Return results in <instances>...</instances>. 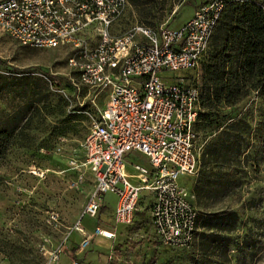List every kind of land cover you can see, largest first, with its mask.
<instances>
[{
	"label": "rangeland",
	"instance_id": "1",
	"mask_svg": "<svg viewBox=\"0 0 264 264\" xmlns=\"http://www.w3.org/2000/svg\"><path fill=\"white\" fill-rule=\"evenodd\" d=\"M206 1L127 0L119 29L134 23L178 28ZM68 57L66 48L22 46L0 31V125L21 132L0 159V264H71L73 259L78 264H264V113L255 89L230 104L210 107L234 120H249L250 125L235 127L231 135L238 136L229 140L230 150H221L213 161L210 180L218 183L209 190L207 205L198 207L192 191L200 167L193 175L177 178L198 212L228 219L236 211L235 229L219 237L213 220L200 219L190 246L170 248L155 235L147 191L141 193L130 225L114 221L117 196L109 191L96 217L81 216L94 187L93 174L79 166L82 141L96 118V107L92 93L74 85L78 77L68 68ZM188 76L200 77V69ZM103 97L94 100L98 107ZM61 128L64 132L57 135ZM213 136L198 130L199 154ZM134 164L148 166L147 156L129 151L124 156L126 174L136 172ZM78 220L88 233L99 224L115 235L105 240L95 235L77 252L81 234L73 226Z\"/></svg>",
	"mask_w": 264,
	"mask_h": 264
},
{
	"label": "built area",
	"instance_id": "2",
	"mask_svg": "<svg viewBox=\"0 0 264 264\" xmlns=\"http://www.w3.org/2000/svg\"><path fill=\"white\" fill-rule=\"evenodd\" d=\"M126 5L127 0H0V31L22 46L69 50L74 85L93 95L96 118L82 141L79 166L93 174L94 187L81 216L96 217L109 191L117 196L114 221L130 225L147 191L159 242L187 247L195 237L197 210L177 178L198 170L194 126L201 110L199 77L188 74L200 69L226 0L198 5L178 28L134 23L120 30ZM164 71L185 73L159 75ZM101 94L98 107L94 100ZM131 150L146 155L149 165L134 164L136 172L126 174L124 156ZM73 230L81 234L77 252L95 235H115L99 224L88 233L80 220Z\"/></svg>",
	"mask_w": 264,
	"mask_h": 264
},
{
	"label": "trees",
	"instance_id": "3",
	"mask_svg": "<svg viewBox=\"0 0 264 264\" xmlns=\"http://www.w3.org/2000/svg\"><path fill=\"white\" fill-rule=\"evenodd\" d=\"M198 85L201 106L207 109L199 111L194 129L196 135L198 130L206 135L214 134L213 139L207 142L199 154V174L192 188L196 196L195 203L198 207H204L210 198L209 190H213L218 183L210 180L213 161L221 150H230L229 140L238 136L231 135L235 127L239 124L242 128L250 125L249 120H234L232 116L218 113L210 107L230 104L255 89L264 113V0H226V6L201 62ZM31 120L32 117H29V121ZM62 129H58L56 134H62ZM20 133L0 125V159ZM227 218L225 219L224 214L197 211V224L200 219L203 222L213 220L219 226V237L226 236L235 229L238 218L236 211H231ZM209 235L217 234L211 232Z\"/></svg>",
	"mask_w": 264,
	"mask_h": 264
},
{
	"label": "crops",
	"instance_id": "4",
	"mask_svg": "<svg viewBox=\"0 0 264 264\" xmlns=\"http://www.w3.org/2000/svg\"><path fill=\"white\" fill-rule=\"evenodd\" d=\"M104 240L106 239V238H103Z\"/></svg>",
	"mask_w": 264,
	"mask_h": 264
}]
</instances>
